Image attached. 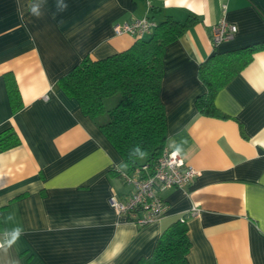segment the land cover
Wrapping results in <instances>:
<instances>
[{"label": "crops", "instance_id": "0c3cea01", "mask_svg": "<svg viewBox=\"0 0 264 264\" xmlns=\"http://www.w3.org/2000/svg\"><path fill=\"white\" fill-rule=\"evenodd\" d=\"M57 3L0 0V131L10 127L20 140L0 153V238L17 226L24 233L0 249V264H136L182 218L188 264H264V48L215 94L225 118L195 106L206 93L202 63L264 43V0H64L63 12ZM190 16L194 24L165 47L160 98L165 148H179L197 174L184 189L162 192L163 216L140 227L108 203L129 190L121 157L58 80L84 57L101 60L136 41L115 35V24ZM220 21L236 32L214 45Z\"/></svg>", "mask_w": 264, "mask_h": 264}, {"label": "trees", "instance_id": "16d2710c", "mask_svg": "<svg viewBox=\"0 0 264 264\" xmlns=\"http://www.w3.org/2000/svg\"><path fill=\"white\" fill-rule=\"evenodd\" d=\"M196 19L184 23L166 18L156 25L147 39H137L127 50L101 60L84 57L59 78V88L74 98L83 114L98 127L122 159L127 172L152 165L166 147V120L160 98L165 47L180 38ZM264 43L213 54L199 66L206 93L195 100L204 116L225 118L214 105V97L234 75L251 60ZM11 101L18 102L16 86L10 82ZM20 144L16 132L8 127L0 131V153ZM137 146L143 157L131 155ZM190 248L185 218L171 224L157 239L152 255L136 264H188Z\"/></svg>", "mask_w": 264, "mask_h": 264}, {"label": "built area", "instance_id": "2783aa9c", "mask_svg": "<svg viewBox=\"0 0 264 264\" xmlns=\"http://www.w3.org/2000/svg\"><path fill=\"white\" fill-rule=\"evenodd\" d=\"M155 27L154 22L142 18L115 24L112 29L115 35L130 34L137 40L150 34ZM235 32L234 25L220 21L213 28L212 42L218 45L228 41ZM196 174V170L186 165L177 151L164 148L152 165H142L131 172H118L121 181L129 190L123 201L110 197L108 203L132 223L143 227L163 216L166 205L161 193L170 188L184 189ZM194 213L196 209L190 211L191 215Z\"/></svg>", "mask_w": 264, "mask_h": 264}, {"label": "clouds", "instance_id": "9594fccd", "mask_svg": "<svg viewBox=\"0 0 264 264\" xmlns=\"http://www.w3.org/2000/svg\"><path fill=\"white\" fill-rule=\"evenodd\" d=\"M68 8V4L64 3V0H58L57 3V9L60 12L66 11ZM29 9L31 14L36 16L37 18H40L42 15L40 11V6L37 3H30ZM177 152L180 151L179 148L176 149ZM131 155L143 157L145 153L141 150L139 146H137L135 149H133ZM11 219V217H9ZM23 228L20 226L14 227L11 230L5 229L3 231V237L0 238V249H3L7 251L8 248H10L13 244L16 243V241L23 235Z\"/></svg>", "mask_w": 264, "mask_h": 264}, {"label": "rangeland", "instance_id": "374dc122", "mask_svg": "<svg viewBox=\"0 0 264 264\" xmlns=\"http://www.w3.org/2000/svg\"><path fill=\"white\" fill-rule=\"evenodd\" d=\"M122 169H123V172H126V169H125V167H122Z\"/></svg>", "mask_w": 264, "mask_h": 264}]
</instances>
